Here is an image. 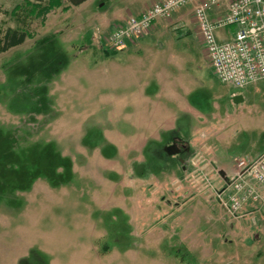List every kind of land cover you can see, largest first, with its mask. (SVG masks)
<instances>
[{
  "label": "rangeland",
  "instance_id": "obj_1",
  "mask_svg": "<svg viewBox=\"0 0 264 264\" xmlns=\"http://www.w3.org/2000/svg\"><path fill=\"white\" fill-rule=\"evenodd\" d=\"M60 1L42 15L47 0H0V38L31 34L0 52V264L264 263V205L234 218L214 193L264 149V80L220 81L186 9L125 58L106 42L121 0ZM119 96L144 118L183 99L192 114L147 141L114 125Z\"/></svg>",
  "mask_w": 264,
  "mask_h": 264
},
{
  "label": "built area",
  "instance_id": "obj_2",
  "mask_svg": "<svg viewBox=\"0 0 264 264\" xmlns=\"http://www.w3.org/2000/svg\"><path fill=\"white\" fill-rule=\"evenodd\" d=\"M187 6L220 81L242 88L264 80V0H155L140 14L116 22L107 45L121 49L146 33L156 19L169 18ZM214 193L225 213L234 218L250 212L249 206L264 205V149L238 159L235 170Z\"/></svg>",
  "mask_w": 264,
  "mask_h": 264
},
{
  "label": "crops",
  "instance_id": "obj_3",
  "mask_svg": "<svg viewBox=\"0 0 264 264\" xmlns=\"http://www.w3.org/2000/svg\"><path fill=\"white\" fill-rule=\"evenodd\" d=\"M92 1L93 0H85V5L90 4ZM153 1H155V0H151V1L150 0H121V1H117L118 7L114 8L112 10L111 15L108 16V14H105V16H106L105 21L108 23L110 21L111 22L114 21V24H115L117 21H119L123 18H126L128 15H138L141 13V11H143V9L145 7H147ZM185 9L191 12V8L189 6L181 7V8L176 9L172 13L170 18L176 19V20L181 19L183 16L182 12ZM91 12L93 13V11H91ZM85 15H86V17H89V11H86ZM98 17H101V16L98 15ZM162 20H163V18H159L153 22V24L151 26V32H150L151 35L155 34L157 36V35L163 34L164 32H166L169 29V26L167 23L160 24ZM149 37L135 38V39L131 40L130 42H127V44H126L127 46L124 49L126 52L125 58L130 57L129 52L134 50L135 48H139L140 50H142L144 47L151 48V44H149ZM160 77H161V75H160ZM175 92L176 93H174V94L178 98H179V96L183 95L181 92L178 91V89L175 90ZM134 95H135V93H134ZM141 100H147V101L149 100V92L147 94L144 87L142 89V93H140L138 95L137 101L136 100H134V101H135V103H139ZM116 102H118V104L116 103V105H119V106L117 109V117H116L117 119L115 120L114 125L121 127V129L119 131H121L122 133H123L122 125H124V124H128L129 128H135L136 127L135 129H137V132H136L137 135L138 134L143 135L144 132H142L140 130L145 129L146 133H147V135H146V137L148 139L147 141H156V140L160 139V137H159L160 130L158 131V129L160 127H163L166 129L167 128L169 129L170 127H172L176 132L181 133L182 129L184 127L183 126L184 123L180 119V117H181L180 115L182 113L190 112V110L192 108V107L190 108V105L188 103H186L185 99H183V101L181 103H179V100H178V102L173 103L172 108H166L165 109L166 111H164V113H161L160 109L162 108L163 105L161 103H159V104L156 103L157 105H154V107L151 110V113L146 114V116L144 118V117H142L143 115L140 114V112H138V114H137L136 111L132 112V110H128L127 105H126L127 101L122 96H119V98L116 99ZM158 106L160 107V109H158ZM190 114H192V113L190 112ZM197 114L199 116V114H201V113L198 112ZM142 127H144V128H142ZM194 133H195V131H194ZM201 140H202L201 137H195V141L201 142ZM220 147L221 146H219V148ZM202 156L203 155H200L199 158H202ZM217 157H218V161H221L223 159L228 158V157L226 158L225 156H222V155H218ZM246 249H249V248H246ZM217 252L220 254H227L226 252H223L220 250H218ZM256 264H264V263L258 262Z\"/></svg>",
  "mask_w": 264,
  "mask_h": 264
},
{
  "label": "trees",
  "instance_id": "obj_4",
  "mask_svg": "<svg viewBox=\"0 0 264 264\" xmlns=\"http://www.w3.org/2000/svg\"><path fill=\"white\" fill-rule=\"evenodd\" d=\"M85 0H69V2L72 5H79ZM37 2L40 4L42 0H37ZM61 5L60 0H47L46 4L43 5H35L36 7H39V13L40 14H46L49 10H51L54 7H58ZM68 7L66 5L62 6V9L66 10ZM31 34L27 31L16 28V27H7L3 36L0 38V52L5 51L8 48L18 45L24 41L26 37H30ZM112 52H107L106 54H110Z\"/></svg>",
  "mask_w": 264,
  "mask_h": 264
},
{
  "label": "flooded vegetation",
  "instance_id": "obj_5",
  "mask_svg": "<svg viewBox=\"0 0 264 264\" xmlns=\"http://www.w3.org/2000/svg\"><path fill=\"white\" fill-rule=\"evenodd\" d=\"M171 143H173V144L175 145V148L178 149V152H177V153L183 151L184 148H185L184 143H182L181 141H179V140H177V139L173 140V141L170 142L169 144H171ZM167 145H168V144H167ZM165 146H166V145H165ZM165 146H164V150H165ZM165 151H166V150H165ZM166 152H167V151H166ZM177 159H178V160H181L180 157H178Z\"/></svg>",
  "mask_w": 264,
  "mask_h": 264
},
{
  "label": "water",
  "instance_id": "obj_6",
  "mask_svg": "<svg viewBox=\"0 0 264 264\" xmlns=\"http://www.w3.org/2000/svg\"><path fill=\"white\" fill-rule=\"evenodd\" d=\"M235 97H237V98H239V99L241 98V96H235ZM165 150H166L167 153H169V154H174V153H177V152H178V149L175 148V145H174L173 143L166 145V146H165Z\"/></svg>",
  "mask_w": 264,
  "mask_h": 264
}]
</instances>
